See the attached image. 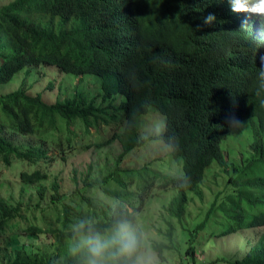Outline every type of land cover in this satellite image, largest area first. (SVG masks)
<instances>
[{
  "label": "trees",
  "instance_id": "trees-1",
  "mask_svg": "<svg viewBox=\"0 0 264 264\" xmlns=\"http://www.w3.org/2000/svg\"><path fill=\"white\" fill-rule=\"evenodd\" d=\"M209 13L215 20L205 25ZM262 45L264 21L233 12L228 0H10L0 5V86L38 66L77 78L74 91L62 100L49 102L41 92H29L25 76L19 86L0 93V161L31 168L18 172L19 181L37 183L44 196L49 162L64 159L91 129L111 132L82 148L117 140L118 161L151 139L170 149L166 168H157L162 162L116 163L102 177L88 179L89 166L83 186L65 196L69 201L54 179L49 197L34 208L0 197V264H78L82 249L74 246L81 233L74 226L90 220L107 234L118 217L136 227L139 254L143 235L137 211L158 195L165 198L167 215L164 247L181 261L204 264L195 257L202 246L250 231V238L236 244L239 254L236 248L220 251L208 263L264 264V108L257 98L264 86L255 75ZM153 111L160 114V131L139 137L141 121ZM235 121L240 125L232 127ZM19 135L39 143H16ZM223 140L240 142L244 151L229 157ZM45 141L58 151L47 153ZM72 176L77 184L76 173ZM89 186L102 197L84 195ZM202 186L210 199L188 223V203L204 201ZM48 209L50 216L43 214ZM19 224L20 231L11 233ZM162 246L153 249L160 255Z\"/></svg>",
  "mask_w": 264,
  "mask_h": 264
},
{
  "label": "rangeland",
  "instance_id": "rangeland-1",
  "mask_svg": "<svg viewBox=\"0 0 264 264\" xmlns=\"http://www.w3.org/2000/svg\"><path fill=\"white\" fill-rule=\"evenodd\" d=\"M8 1L10 0H0V5L7 3ZM24 76V86L28 88V91L31 93L41 92L44 99L49 102L62 100L66 96L71 95L75 88L74 84L77 81V78L73 77V75L60 73L54 67H30L19 71V73H17L8 85L0 86V93L7 92L19 86ZM49 82L53 83L51 88L47 86ZM147 116L148 117L141 121L138 134L139 137H145L148 139L160 131L161 117L157 111H153V113L147 114ZM90 131L92 132L91 135L83 134L81 139H77L78 145L82 143L81 148L75 143L76 148L70 151V154L65 156L64 159L57 157L55 161L49 162L48 168L51 173L43 184L45 188L44 196H40L38 194L37 183H23L19 181L18 172L21 169H31L28 164L20 162L15 163L13 166H9L0 161V197L4 198L8 203L13 204L19 201L24 206L29 205L31 208H34V205H36L42 198L47 199L49 197L52 192L50 184L53 179L57 181L60 186L59 190L62 193L61 195L64 196L63 200L69 201L65 196L72 191L77 192L76 187L81 188L86 181L85 179H93L95 175L102 177L109 170L113 169L116 163H118L119 167H138L143 163L151 162L152 165H158L162 162L163 164H160L157 168H160L161 165L164 168L168 167V165H164V162L169 160L167 155L170 149L162 145L158 140H147L143 145L135 147L124 154V156H122V158L118 161L117 159L121 151V146L117 140H114L110 144L100 148H96L95 146H88L86 149L82 148L88 142L91 143L99 139H104V137H108L111 132V130H108L107 132L101 130V133L98 132L99 134H95V130L91 129ZM64 132H66V130L62 127L60 129L61 135ZM244 133L247 134L246 132ZM14 140H16V143H21L24 146L37 145L39 143L38 139L31 136L19 135L18 137H15ZM52 145V142L45 141L44 143V147L49 154H51L52 151L55 153L58 151L56 148L52 147ZM240 145V142L226 143L225 140L221 142L223 151L226 152L229 157H232L233 154L238 155V152L244 151ZM89 166H92L93 169L88 173V177L83 180L82 176L85 174ZM171 169L173 171L176 169L175 163H171ZM214 171L217 172V174L219 173L216 168H214ZM73 173H76L77 184H75L72 180ZM218 176H220V174H218ZM221 178L222 177H220L219 180ZM210 186V188L214 189V184ZM87 190L88 191L83 190V194L88 195L91 200H94L97 196L102 197L101 192L95 187L90 188L89 186L87 187ZM202 191L203 202L193 198V200L188 203L187 210L189 219L187 222L190 218L195 217V215L201 210V206L207 203V200L210 199V190L205 188V186H202ZM71 196L73 198L72 201L77 203L78 197L76 195ZM160 196L161 195H158L153 199H150L151 201L148 204H144V206L137 211L136 226L141 230L143 235L142 247L138 255L145 260L147 264H186L185 261H181V257L175 250L164 247L167 243L164 234L166 229L164 217H167V215L164 208H162L161 202L165 198ZM43 205L47 206L46 203H43ZM80 205H83L82 202ZM82 211L83 213L86 212L83 206ZM27 213L30 214V212ZM40 213L41 211L39 210L33 211V214L36 216H39ZM45 213L46 216L52 215V211L50 209L45 210L43 214ZM172 224L173 227L176 228L175 230H177V224L175 221H172ZM20 226L21 224L11 228V233H18L20 231ZM175 234V243L179 245L180 237L177 235L179 232L175 231ZM250 237V231L220 238L216 237L213 239L214 241L212 243H207L202 246V249L200 248L201 250L195 254V257L204 264H211L208 262L214 261L220 251H229L236 248L237 253L239 254L240 250L236 247V244ZM156 243L163 244L160 250V255L153 249V244ZM3 252L4 250L0 249V257H2ZM192 264H194V262Z\"/></svg>",
  "mask_w": 264,
  "mask_h": 264
},
{
  "label": "clouds",
  "instance_id": "clouds-1",
  "mask_svg": "<svg viewBox=\"0 0 264 264\" xmlns=\"http://www.w3.org/2000/svg\"><path fill=\"white\" fill-rule=\"evenodd\" d=\"M228 3L233 12L253 13L264 21V0H228ZM214 20L215 16L209 13L203 18V23L210 25ZM255 75L264 86V57H261ZM257 98L259 106L264 108V95L257 93ZM239 125L235 121L231 126ZM74 229L81 233V239L74 246L75 249H82L78 264H147L138 255L137 229L127 218H116L107 234L96 230L90 220L80 221Z\"/></svg>",
  "mask_w": 264,
  "mask_h": 264
}]
</instances>
